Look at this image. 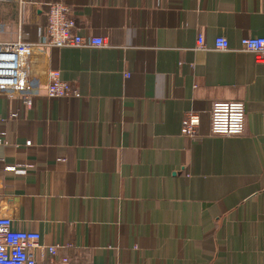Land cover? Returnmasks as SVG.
Segmentation results:
<instances>
[{
  "label": "crops",
  "instance_id": "obj_1",
  "mask_svg": "<svg viewBox=\"0 0 264 264\" xmlns=\"http://www.w3.org/2000/svg\"><path fill=\"white\" fill-rule=\"evenodd\" d=\"M55 1L107 43L51 50L77 94L0 97V215L69 264H264V63L241 49L264 0H0V41H45ZM217 101L244 102L241 134L211 133Z\"/></svg>",
  "mask_w": 264,
  "mask_h": 264
},
{
  "label": "built area",
  "instance_id": "obj_2",
  "mask_svg": "<svg viewBox=\"0 0 264 264\" xmlns=\"http://www.w3.org/2000/svg\"><path fill=\"white\" fill-rule=\"evenodd\" d=\"M47 39L35 41L28 29H22L15 41H0V97L18 98L26 107H32L36 98L60 99L77 94V91L62 79L59 69L50 65L49 54L54 48L104 46L106 39L99 36H84L78 33L76 20L69 13V4L55 1L48 5ZM197 48H205L200 34ZM224 36L215 39L214 48L229 49ZM241 49L254 54L258 63H264V37H243ZM246 107L242 101H217L210 110V131L215 135H239L245 130ZM10 119L19 117V110L9 114ZM201 116L198 112L185 113L181 133L188 137L197 135ZM5 131H0V144H7ZM31 145V141L27 142ZM16 167L8 166L7 169ZM71 246L70 244H67ZM62 245L42 244L37 230L13 228L12 218L0 215V264H69V257L56 256ZM41 251L43 259H37L35 250ZM109 264V263H104Z\"/></svg>",
  "mask_w": 264,
  "mask_h": 264
}]
</instances>
